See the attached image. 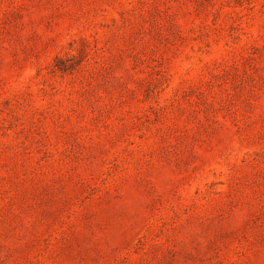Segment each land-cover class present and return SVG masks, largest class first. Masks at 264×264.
Instances as JSON below:
<instances>
[{"label": "rangeland", "instance_id": "1", "mask_svg": "<svg viewBox=\"0 0 264 264\" xmlns=\"http://www.w3.org/2000/svg\"><path fill=\"white\" fill-rule=\"evenodd\" d=\"M0 264H264V0H0Z\"/></svg>", "mask_w": 264, "mask_h": 264}]
</instances>
